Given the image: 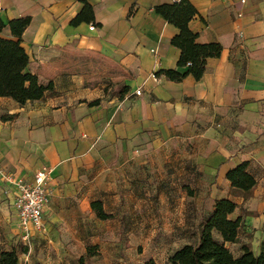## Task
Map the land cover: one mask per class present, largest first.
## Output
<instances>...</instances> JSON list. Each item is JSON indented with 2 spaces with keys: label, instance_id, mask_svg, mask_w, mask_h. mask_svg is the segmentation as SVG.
<instances>
[{
  "label": "crops",
  "instance_id": "1",
  "mask_svg": "<svg viewBox=\"0 0 264 264\" xmlns=\"http://www.w3.org/2000/svg\"><path fill=\"white\" fill-rule=\"evenodd\" d=\"M87 1L95 11L93 30V24H71L80 0H0L6 24L0 36L17 39L9 21L30 17L22 36L28 69L54 86L25 104L0 97V253L15 248L24 264H78L89 245H98L92 264L102 255L118 259L121 240L148 236L146 224L158 222L159 204L169 208V219L150 233L181 230L180 238L193 236L188 243H196L202 217L217 200L230 198L237 203L231 216L243 215L244 225L239 243L228 245L239 246L237 255L243 243L260 254L264 0H190L199 12L190 22L197 41L223 49L207 59L200 79L188 75L182 81L159 73L178 68L181 56L171 43L178 28L155 9L171 0ZM93 53L122 72L114 89L89 87L82 75L67 70V61L86 62ZM94 100L99 103L91 105ZM243 162L257 180L247 200L227 178ZM43 167L52 168L45 227L33 230L25 244L13 205L17 188L5 177L31 181ZM95 201L109 219L97 216ZM180 247L165 262L153 259L169 264Z\"/></svg>",
  "mask_w": 264,
  "mask_h": 264
},
{
  "label": "trees",
  "instance_id": "2",
  "mask_svg": "<svg viewBox=\"0 0 264 264\" xmlns=\"http://www.w3.org/2000/svg\"><path fill=\"white\" fill-rule=\"evenodd\" d=\"M82 6L71 20L73 26L82 23L96 25L94 7L87 0H80ZM156 11L179 32L171 43L181 50L178 68H186L182 72L178 68L162 70L166 77L173 81H182L188 75L200 79L206 68L207 59L219 57L222 45L217 42L200 43L198 34L190 28V22L199 14L190 0H171L159 3ZM31 23L30 17L15 18L8 26L17 39L0 36V97H10L19 104L42 99L47 92L53 90V82L42 83L37 74L28 69L30 57L22 45V36ZM6 27L0 18V32ZM99 100L90 102L98 104ZM13 116H4L11 118ZM248 162H243L227 173L232 186L243 191L245 200L253 196L257 185L255 176L248 171ZM237 203L230 198H222L215 202L210 215L203 216L196 226L198 236L196 243H187L177 249L170 257L169 264H264V249L256 254L251 244L243 243L241 253L235 254L228 244L239 243V231L244 225V216L233 218ZM92 208L100 219H109L111 214L105 212L102 202H92ZM23 248L22 252H26ZM100 255L98 245H89L86 252L78 258V264H92L90 259ZM0 264H20V252L12 248L0 253ZM144 264H159L150 258Z\"/></svg>",
  "mask_w": 264,
  "mask_h": 264
},
{
  "label": "rangeland",
  "instance_id": "3",
  "mask_svg": "<svg viewBox=\"0 0 264 264\" xmlns=\"http://www.w3.org/2000/svg\"><path fill=\"white\" fill-rule=\"evenodd\" d=\"M71 55V54H70ZM72 56H74L72 54ZM86 62H80L78 59H73L72 62H66L67 70H73L83 76L85 84L89 87L98 86L100 89L105 86L106 90L110 87L114 89L115 84L119 82L122 72L112 62L103 58L98 54H89ZM159 201V199H158ZM169 208L161 204L157 205V220L158 222H148L146 224L147 235L142 239L138 238H124L121 240L123 243V251L118 256L102 255L93 260L94 264H141L145 259L155 258L159 263L165 262L169 254L176 248L188 242H195L193 236L180 238L182 235L181 230L160 235L157 232L152 235L151 230L159 228L169 215ZM162 223V224H161ZM158 224V226H157ZM168 231L172 230V222H167ZM164 226H166L164 224ZM150 235V236H149ZM189 235V234H188ZM231 250L238 254L239 246L231 245ZM22 252V250H21ZM20 264H24V257L20 255Z\"/></svg>",
  "mask_w": 264,
  "mask_h": 264
},
{
  "label": "built area",
  "instance_id": "4",
  "mask_svg": "<svg viewBox=\"0 0 264 264\" xmlns=\"http://www.w3.org/2000/svg\"><path fill=\"white\" fill-rule=\"evenodd\" d=\"M92 30L96 28L91 25ZM141 89L136 91L141 95ZM52 168L43 167L33 180L16 178L6 175V180L16 185L17 193L14 199V209L19 221L21 238L25 244H29L33 230H43L45 227L44 210L50 200V186Z\"/></svg>",
  "mask_w": 264,
  "mask_h": 264
}]
</instances>
